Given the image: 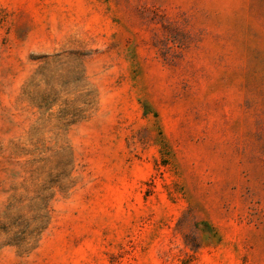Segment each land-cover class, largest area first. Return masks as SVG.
I'll return each mask as SVG.
<instances>
[{
	"label": "rangeland",
	"instance_id": "374dc122",
	"mask_svg": "<svg viewBox=\"0 0 264 264\" xmlns=\"http://www.w3.org/2000/svg\"><path fill=\"white\" fill-rule=\"evenodd\" d=\"M0 264H264V0H0Z\"/></svg>",
	"mask_w": 264,
	"mask_h": 264
}]
</instances>
